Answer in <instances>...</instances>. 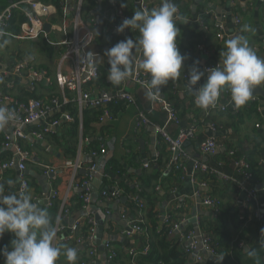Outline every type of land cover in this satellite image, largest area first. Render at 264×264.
Instances as JSON below:
<instances>
[{
	"label": "crops",
	"instance_id": "obj_1",
	"mask_svg": "<svg viewBox=\"0 0 264 264\" xmlns=\"http://www.w3.org/2000/svg\"><path fill=\"white\" fill-rule=\"evenodd\" d=\"M6 1L9 3V0ZM134 2L139 6L137 0ZM188 2L190 13L192 15V19L189 20L190 25L188 24L189 28L198 27L201 29V27H203L201 15L198 16V14L204 12L207 16V24L209 25L206 31L208 30L207 33L212 36V39L208 42L207 48H204L195 43L193 44V41L188 37L186 31L185 33H182L181 39L179 38L183 48L188 50L186 55L187 58L184 61V70L181 71V75L175 81L169 80L166 85L161 86V90L165 89L167 93H170L172 91L171 87L174 84L173 88H175L176 91L179 90V93H183L182 97L179 95L183 100L181 107H188L189 103L192 101L191 97L187 94L185 81L186 77L190 74V69L194 64V61L199 60L200 71H205L208 67H215V63L217 62L219 64L221 58L220 52L217 48L222 39H230L235 35L243 34L248 37L250 46L254 49L256 54L264 57V0H199V2L198 0H190ZM200 5H204L205 7L199 12L198 7ZM27 8L28 5H26V9ZM93 15L98 23V27L96 29V40L90 46V51L97 54L99 65L108 70L110 65L108 64V57L105 53L108 50L111 39L116 34V31L114 30L115 23H113L112 20L118 18L117 2L115 0H97V8ZM49 20L50 18L48 19V22L51 23ZM62 23L63 22L58 20V22L52 26L51 33H44L61 39L62 33L60 31V26ZM244 25H249L253 31L241 33L242 26ZM35 39L22 40L17 34L11 33L10 31H6V34L0 38V91L4 89L5 82L12 81L8 71L14 68L19 62L28 61V65L26 66L28 71H23L22 76H20L19 79L14 80L15 85L10 91V94L12 93L13 96L12 100H14V97L16 98V95H19L20 93L22 94L24 91H35V93L40 94L43 97L51 93L50 86L55 81L59 57L50 59L47 57V53H41L38 46L39 37L37 40ZM223 44L224 42H221V45ZM137 52L139 51L134 50V54H137ZM34 58L36 59L34 63L35 68H28ZM133 71L134 64L132 66V74ZM32 72L38 74L35 76H42L32 81L31 78L34 77L32 76ZM207 75L208 73L205 72V75L201 77L199 84L195 85V89H199V87L206 82ZM138 87L139 86L134 84L131 80H126L124 83V88L134 95L136 104H130L123 100L125 103L124 106L119 107L115 112V117L111 119V121H113L111 122V133L105 138L104 142L106 152L104 154L100 153L97 158H94V161L98 165V172L94 174L91 179L92 193L96 192L98 198L91 202L90 208L93 211L101 210L108 215L113 214L114 217L106 220L105 230L101 240L104 242L108 235L117 237L115 240L113 239L111 241L118 251V264H127L128 258L130 257V250L132 248H137L138 250L143 249L144 236L126 233L127 219L123 217V215L133 218V214L135 213L134 209H128L130 203L129 198L127 196H121L118 199L109 200L102 196V193L103 191L109 192L112 189L119 187L121 183H129L133 186L132 184L135 183L136 177L131 176V174L136 175L141 172L143 164L145 162L154 161L153 157L157 154L159 134L156 132V126L158 125L153 122L144 124L141 120L139 114L142 107L144 108L146 104H149L150 98L148 96L146 98L141 96L140 99H138ZM113 89L115 90L116 88H110L111 91ZM60 92L62 91L60 90ZM70 93L72 96L75 94L74 92ZM24 94L26 93H23L22 97ZM252 100L254 99H250L249 101ZM222 107L233 109L231 95L227 90L221 94V99L218 105L215 109H212L211 112V117L213 120L218 121L220 126V131L215 135L218 139V149L223 146V142L226 140L227 135H233V130L230 127H222L223 124L219 122V113L221 112ZM259 109L261 120L258 121L255 117L252 118L248 123L249 128L246 129V134L254 135L252 131L253 127L257 128L258 133H264V106L260 104ZM155 118L158 123L161 124V118ZM212 118L205 115L204 109L195 106L184 112L183 116H181V121L178 124L171 123L167 127V130L173 136L177 135L180 129H185L193 125H197V130L192 138L185 141V148L189 155L188 162H186L188 163L187 173L184 174L183 178L178 180L174 181V178H172L174 184L173 189H170L169 186H163L160 190H157L158 196L156 200V209L158 210V227L159 225H162L163 218L169 215L174 216L173 218H175V220H178L179 218L186 219L187 223H191L190 220L195 216L211 215L212 210L198 202V199H203L208 195L206 193L211 187L213 188V186H219L221 189L223 188V193L226 195L225 202L229 201L232 204H237L242 212L247 209V204L250 200L248 190L243 189L239 192H234L229 185L226 187L222 186L225 185L226 182L222 178L220 179V177L216 184L209 186V189L207 187L203 188L198 185V182L191 178L190 168L192 161L195 159H202L203 161L209 159L207 155L202 153L201 143L206 138L213 135L207 122V120ZM46 124V118L41 119L36 123L27 126L26 130H30L29 127L36 126L38 128H44ZM15 127L16 125L13 122L7 128L0 130V157L6 149L11 151L13 155L15 154L12 150L7 148L6 145L3 147L2 143L3 138H7L8 135H11ZM56 127L57 129L54 131L57 132L59 137H61L65 131V127L60 124ZM225 131H227V133H225ZM28 138L30 142L40 144L43 147V149H38L36 154L31 156L30 160L26 163V171L33 173L26 174L27 178H30L28 179V182L35 181V186H31L28 191L33 202H38V206L40 207L43 206V204L40 203V200L49 197L51 192L55 189L58 192L59 198L63 199L67 197L68 203L70 204L71 202L72 204L73 198L82 192V187L79 184V179L72 178V171L69 167H64V169L67 170L64 174L60 172V170L63 169L62 165L64 164L61 149L58 147L56 148L51 142L46 140L37 141L34 138ZM33 140H36V142ZM153 140L155 142L154 145ZM44 142H46V145H44ZM133 152L137 153L140 157L139 160L136 161V166L132 165L129 159V156L132 155ZM220 152L223 151L217 150L215 153ZM107 157L108 160L105 166H103L104 172L100 174L99 168H101L104 159ZM111 159H116L120 162L125 171L122 173L112 172L107 167V163ZM44 161L47 162V165L49 164L50 166L57 167L54 176H49L46 173L47 171L45 172L47 169L45 168L46 165ZM105 176H107L108 182L104 181ZM9 179L14 181L12 185L7 183ZM21 180L22 178L19 169L16 170L13 168V170L6 171L5 173L0 172V185L4 187V195L21 192ZM123 197H127L128 201L123 203L121 201V198ZM258 198L259 208L264 207V188L258 193ZM248 212L251 213V210H248ZM86 213L87 212L82 213L81 209L77 211L71 210L68 217H64L61 220L62 230L58 235V240L62 241L67 234H70V227L73 223L72 220H79L80 218L85 217ZM92 216L94 217L93 214ZM191 224L195 231L196 225L193 223ZM263 241L264 238L258 240L260 243ZM181 242L182 247H187L191 244L190 240L185 237L182 238ZM96 245L99 249V245ZM68 246L76 249V264H81V261L85 260V257L87 256L89 242H71L68 243ZM247 247L250 249V245H247ZM100 252L97 257L98 264H112L106 260L105 256L102 258L101 255L104 254V248L103 251ZM122 252L126 256L121 258L120 253Z\"/></svg>",
	"mask_w": 264,
	"mask_h": 264
},
{
	"label": "trees",
	"instance_id": "obj_2",
	"mask_svg": "<svg viewBox=\"0 0 264 264\" xmlns=\"http://www.w3.org/2000/svg\"><path fill=\"white\" fill-rule=\"evenodd\" d=\"M12 1L16 2L19 0ZM44 1L54 4L57 8L56 15L50 18L49 21L52 24H56L58 20L62 21L64 18L63 9L67 6V0ZM115 1L117 2L118 14L121 13L128 18H131L135 11L141 10L140 6L134 2L135 0ZM146 1L149 3V11L160 7L162 4V0ZM188 1L190 0H171V2L177 6L178 10L176 18L177 27L180 29V34L177 37L178 48L181 54L185 55H187L188 50L183 48L180 40L182 33H185V31L188 33V37L193 41V44L195 43L197 45L203 46L204 48H207L208 42H210L212 39V36L207 33L208 30L206 31L209 25L207 24V16L204 12L198 14V16L201 15L203 27H201V29L198 27L189 28V20L192 19V15L190 13ZM83 2L84 3L81 13L82 19L86 22H94L96 25V22L94 21L96 19L93 13L97 8V0H83ZM9 4L10 0L9 3H7L6 0H0V11L5 9ZM204 7V5H200L198 7V11L200 12ZM25 9L26 6L21 4L14 10L12 19L8 23L6 31H10L14 34H18L21 31L22 24L27 20L24 13ZM112 21L115 24L122 23L120 18H114ZM97 27L98 24L96 25V29ZM70 35V33L66 35L62 33V38L58 39L56 36H51L50 34H40L38 40L40 52L47 53V57L50 59L60 57L63 51V46L60 45L59 42ZM138 37V30L130 29L128 36H123L119 33H116L111 39L110 43L115 45L119 41L126 39L136 40ZM226 40L227 39H222L220 44H218L217 50L219 52L226 50ZM221 42H224V44L221 45ZM35 60V58L32 60V63L28 66V68H35ZM99 67V76L86 84V89L88 91H111L110 88L117 89L121 86L113 85L109 80H107L108 70L104 69L100 65ZM23 71L28 70L25 68ZM16 83L18 84L17 81ZM173 86L174 84L171 87L172 91L170 93H167L165 89L162 90L164 91L162 93L164 94V97L169 102H171L173 107L172 109L175 110V112L181 118L184 112L196 106L194 102L195 96L194 94L190 93L189 90H187V94L191 97L192 101L189 103L188 107H181L183 100L179 96V90L176 92V89L173 88ZM50 87L51 93L44 97L35 93V91H24L23 93L26 94H24L23 97V93L16 95V98L14 97L11 106H14L17 102H27L32 98L41 99L48 103V105H50L54 99L62 103L64 100V95L62 92H60L56 81H54ZM138 88V99H140L141 96L146 98L148 96V91L142 86H139ZM70 92L71 91L69 90L64 92L65 96L70 99V102L65 105V110L72 116V120L61 121L60 125L65 127V131L61 137L57 135V132L51 130L44 133V140L51 142L56 148L58 147L61 149L64 161L74 160L78 156L79 152L84 154L85 159L83 161V170L85 173L79 172L76 177L79 179V184L81 185V183L88 178L87 168L92 162H94V159L90 160L89 157H91L93 152L99 153L101 151L102 146H104L105 138L111 133V122H113L111 119L115 117V112L119 109V107L124 106L125 103L123 100H118L116 103L112 102L107 106V109L112 115L111 119H102L104 115L103 107H84L82 111H80L77 103L73 101L75 94L72 96ZM150 100L151 98L149 99V104H146L144 108L142 107V110H140L147 114L150 122L161 126L165 123L168 113L161 108H156L150 111ZM259 106V101L254 99L252 101H248V103L243 107L236 108L233 104V109L224 107V110H221L219 113V122L223 124L222 127H230L233 130V135L230 134L229 136H226V140L223 142V145L226 146V149L223 152L207 155L209 159L205 162H207L210 166L212 173L203 175V180L206 182L208 189L209 186L216 184L219 181V177L220 179L222 178L221 174L224 173L226 175L235 177L239 183L226 182V184L222 186L226 187L229 185L234 192H239L243 189L248 191L257 190V197L255 199H250L247 204V209L242 212L237 204H232L229 201L225 202L226 195L223 193V188L221 189L219 186H213V188L211 187L209 189L206 194L214 197L219 202L217 205L218 211L211 215H200L198 227L201 232L209 235L212 238L216 256L207 257L201 262L192 261L191 264H264V241L261 243L258 242L261 234L264 233V215L262 218L256 217V212L259 208L258 193L261 192V190L257 189V186L264 184V133H258L257 128L253 127L252 131L254 135H250L248 133L246 134V129L249 128L248 123L252 118L255 117L258 121L261 120ZM57 117H59V114L53 116V119ZM155 117L161 118V124L158 123ZM215 123L218 124V121H215ZM29 128L31 130L41 129L37 126ZM2 143L4 147L5 137L3 138ZM17 145L21 151L26 152L30 157L36 154L38 149H43L40 144L30 142L28 137L19 138L17 140ZM230 151H233L234 154H230ZM13 156V153L6 149V151L3 152L0 157V169L1 166L5 162L11 160ZM129 157L131 164L136 166V161H138L140 158L137 153L133 152ZM171 159L172 152L170 151L163 135L159 134L157 154L154 161L145 162L149 163V167H145L144 163L143 168H141V172L137 173L136 175L131 174V176L136 177L135 183L132 184L133 186H131L129 183H121L119 187H117L120 191V197L127 196L130 200L128 209H134L135 213L133 214V220H138L140 217L139 203L141 202L145 205V208L142 210L143 218L141 219L140 224L146 228L147 233L144 237L143 248L148 247V252L143 253V249L138 250L136 248L139 253L135 258L130 255L127 264H187L190 262L191 254L186 253V247H182L181 241L182 238H186L194 231L193 225L191 223H186L179 232L170 234L174 224H176L180 218L175 220V218H173L174 216L169 215V220H163L161 226L159 225L158 227L157 223V190H160V188L163 186H169L170 189H173L174 184L172 182V178H174V181L183 178V166L188 169V163H179V160L177 164L180 165V167L176 168L175 165L170 164ZM240 159H244L249 164L248 171L251 174L249 178H246L243 174L238 172L241 167L236 163ZM29 160L30 158L25 160V164ZM107 167L114 173H122L125 171L121 166V163L116 159H111L107 163ZM9 170H13V168L6 169L4 171L0 170V172L5 173ZM46 171L47 170H45V172ZM60 172L64 174V172H67V170L63 167ZM104 181L108 182L107 176L104 177ZM31 186H35V181L28 182V189L26 191L27 193ZM158 187L160 188L158 189ZM53 191L57 190L54 189ZM82 196V192L77 194L73 198L72 204L70 202V204L68 203L66 207L70 211L80 210L83 204ZM61 201L62 199L57 195L51 199L50 205L47 204L41 206L42 208L47 209L49 215L53 218V221H55V218L60 217L62 212ZM248 210H251V213H249ZM91 227L92 225L88 222L84 223V225L80 228V235L88 237ZM12 239H14V234L9 232L4 233L3 237L0 238V249L7 247L10 250ZM68 243L71 242H65L62 240L58 241L57 244L68 246ZM247 245H250V249L248 250L245 249V246ZM87 256L85 257V260L81 261V264L89 263V257ZM123 256L126 255L123 252L120 253V257L122 258ZM5 259L6 258L3 255H0V264H5ZM111 263L118 264V259L116 258ZM55 264H68L63 252Z\"/></svg>",
	"mask_w": 264,
	"mask_h": 264
},
{
	"label": "built area",
	"instance_id": "obj_3",
	"mask_svg": "<svg viewBox=\"0 0 264 264\" xmlns=\"http://www.w3.org/2000/svg\"><path fill=\"white\" fill-rule=\"evenodd\" d=\"M141 10H149V3L146 0H137ZM83 0H71L70 4L67 1V6L64 7V17L67 18L62 25L60 26L61 32H67L68 26L70 27V36L63 39L59 42L60 45L63 46L62 54L59 57L58 68L55 75V81L63 92L64 100L60 103L58 100L54 99L50 105L44 102L41 99L32 98L27 102H17L14 106H11L12 95L10 91L15 85L14 80L19 79L22 76L23 70L28 65V61L19 62L14 68L9 70V76L12 78L11 82H5V87L2 91H0V106L7 107L10 111H12L16 116L17 120L14 121L16 125L14 131L11 135H8L5 138V145L7 148L13 146V152L15 153L11 160L5 162L1 166V171L6 169L15 168L17 164L18 169L20 170L21 180V191H27L28 189V178L25 174L26 164L25 160L31 158L26 152L21 151L17 145V140L19 138L31 137L36 139L37 141L44 140V133L53 130L56 126H59L62 120L71 121L72 116L65 110V105L70 102V99L65 96L64 92L69 90L75 93V101L78 105L80 111L84 107H103L104 115L102 119H111V114L107 109V106L112 102L116 103L118 100H125L130 104H136V100L133 94L128 92L124 88V83L126 80H132L136 85L144 87L148 92L150 90V74L141 71L138 67L139 60L141 59V53L138 52L134 54V71L133 74L127 78L125 81L121 83V86L113 91H99V92H90L86 89V84L93 79L97 78L100 74V67L97 62V54L90 51V46L94 43L96 38V22H86L82 19L81 13L83 8ZM24 4L28 5V8L24 10L25 16L27 20L22 24L21 31L17 34V36L22 40H30L35 39L40 36V34L44 33V25L48 22L49 18H52L57 13V8L52 3H47L44 0H19L16 2H11L5 9L0 11V38L6 34V29L8 23L12 19L14 10ZM118 18H120L123 22L127 16L118 14ZM69 19V20H68ZM55 24H52V26ZM120 25L118 23L114 24V30L116 31L117 26ZM130 28H125L123 32L119 34L123 36H128ZM134 30V29H132ZM116 33H118L116 31ZM114 46V44L109 43L108 49ZM69 64V69H68ZM218 65V62L215 63V66ZM211 67H208L210 69ZM32 76L38 75L36 72H32ZM189 75L186 77V90L189 89L188 84ZM199 84V81L198 83ZM195 87V86H193ZM177 92V91H176ZM161 108L167 111V119L163 125L156 126V132L160 135H163L165 141L168 144L170 151L172 152V165H175L176 168H179L180 165L177 164L178 160L180 162H187L189 159V155L185 148V141L189 138H192L197 130L196 126H190L185 129H180L177 135L173 136L167 130V127L171 123L178 124L181 121L179 115L173 110L171 102H169L164 94L161 92L155 96V98H151V108L150 111ZM212 109L209 108L205 110V115L211 118ZM221 110H224L222 107ZM62 111V112H61ZM56 114H59V117L54 118ZM141 120L144 124L149 123V119L147 114L143 111L140 112ZM47 120V124L44 128L40 130H26V127L36 123L41 119ZM209 128L212 136L206 138L201 143V151L204 155L215 154V152L219 148L218 139L215 135L220 131V126L215 123L214 120H207ZM224 146V145H223ZM226 147V146H225ZM106 152L105 146H102V149L99 153H92L89 159L93 160L95 157L97 158L100 153L104 154ZM230 154H234L233 151H230ZM85 156L79 152L78 156L74 160H66L64 161L63 167L71 169L72 178L75 179L78 173L83 169V161ZM241 167L238 170L239 173L243 174L246 178H249L251 174L248 171L249 164L244 160L240 159L236 163ZM145 167H149V163L144 164ZM47 174L55 173L57 167L46 165ZM88 169V178L85 179L81 183L82 187V199L83 204L81 206L82 212H87L85 217L80 218L79 220H75L70 227V234L66 235L63 238L65 242H89V250L88 264H98V254L99 249L95 243L96 231H97V223L95 217L92 214L88 213V208L92 202V188H91V179L93 175L98 172V165L94 161L92 162ZM184 174L187 173L188 169L183 166ZM207 173H212V170L207 162L202 159H195L191 164V178H193L200 187L206 188L207 184L203 180V175ZM222 179L225 182H234L239 183V181L233 177L226 174H221ZM160 187H158L159 189ZM58 195L57 191H52V194L48 197V205H50L51 199ZM102 196L106 199L114 200L115 198H120V191L118 188H114L111 191H103ZM250 199H255L257 197V190L249 191ZM115 197V198H114ZM137 198V197H136ZM201 204L209 207L212 210V214L218 211L217 205L219 202L212 196L206 195L203 199H201ZM68 205L67 197L63 198L61 201L62 212L59 217V224H56L57 228V238L62 230L61 220L64 217H68L70 210L66 207ZM140 211H139V219L133 220L129 216L123 215L127 219V234H139L145 237L146 228L143 227L140 222L143 218L142 210L145 208L144 203H139ZM264 215V207L258 208L256 212V217L262 218ZM163 220H169V216L163 218ZM197 226H199V217L196 216ZM88 222L92 225L90 229V234L88 237H84L80 235V228L84 225V223ZM187 223L186 219L180 218L179 221L174 224V227L170 231V234L174 232H179L181 228L184 226L183 224ZM199 229V227H198ZM199 234L196 235V230L193 231L186 238L191 240V244L186 247L187 254H195L194 262L204 261L207 257H215L216 252L213 247L212 238L209 235L202 233L199 229ZM264 238V233L261 234L260 239ZM57 241H59L57 239ZM143 253L148 252V247H144L142 250ZM101 253V252H100ZM138 250L136 248H132L130 250V255L135 258L138 254ZM104 254L106 260L108 262L114 261L118 257V251L113 245L112 241L104 242Z\"/></svg>",
	"mask_w": 264,
	"mask_h": 264
},
{
	"label": "clouds",
	"instance_id": "obj_4",
	"mask_svg": "<svg viewBox=\"0 0 264 264\" xmlns=\"http://www.w3.org/2000/svg\"><path fill=\"white\" fill-rule=\"evenodd\" d=\"M177 11L171 0H162L160 7L137 10L117 26L118 33L125 28L136 29L139 37L119 41L106 51L110 65L107 79L113 85H120L132 75L134 50L141 53L139 69L151 76L150 98H155L169 80L175 81L181 75L187 57L181 54L177 44L180 34ZM251 31L249 25L242 26L241 33ZM225 49L220 52L221 60L215 67L200 71L197 60L190 69L188 90L201 109L215 108L225 90L230 92L236 108L243 107L256 87L264 86V57L256 54L247 36L239 34L227 39ZM205 72L208 73L206 82L195 89L193 86ZM16 120L12 111L0 106V130ZM7 183L12 185L14 181L9 179ZM56 224L59 217L53 221L47 209L33 202L27 192L4 195V187L0 185V237L6 232L14 234L11 249H0V255L6 258L5 264H55L62 252L68 264H76V249L57 244Z\"/></svg>",
	"mask_w": 264,
	"mask_h": 264
},
{
	"label": "water",
	"instance_id": "obj_5",
	"mask_svg": "<svg viewBox=\"0 0 264 264\" xmlns=\"http://www.w3.org/2000/svg\"><path fill=\"white\" fill-rule=\"evenodd\" d=\"M200 1H201V0H200ZM11 2H12V0L10 1V3H11ZM70 2H71V0H68V3H69V4H70ZM198 2H199V0H198ZM138 4H139V3H138ZM44 31L47 32V33H51V31H52V24L49 23V22H46L45 25H44ZM37 39H38V38H36L35 40H37ZM41 76H42V75H40V76H34V77L31 78V80L34 81L35 79H38V77H41ZM131 81H132V80H131ZM132 82H133V81H132ZM133 83H134V82H133ZM134 84H135V83H134ZM179 95L182 97V96H183V93L181 92V93H179ZM251 99H257V100L260 102V104H261L262 106H264V86H257L256 89H255L254 92H253V95H252ZM55 129H57V127H55L54 130H55ZM229 131H230V130H229ZM223 132H224V131H223ZM225 133H227V131H225ZM33 141L36 142V140H33ZM154 144H155V142H154V140H153V145H154ZM44 145H46V142H44ZM9 149H10V150H11V149L13 150V146L9 147ZM225 149H226V147H225V146H222V147H221L220 149H218V150H219V151H224ZM155 158H156V155L153 157V159H155ZM107 160H108V157L104 159V161H103V163H102V165H101V168H99V170H100L99 173H100V174H102V173L104 172V168H103V166H105ZM44 163H45V165H47V162L44 161ZM15 169L18 170L17 164L15 165ZM190 170H191V168H190ZM81 172H82V173H85L84 170H82ZM28 173H32V172L25 171V174H28ZM32 174H33V173H32ZM48 175H49V176H54L55 173H49ZM263 188H264V184H260V185L257 186V189H258V190H261V189H263ZM97 198H98V195L96 194V192H95V193H92V201H93V200H96ZM121 201H122L123 203L127 202V197H123V198H121ZM96 202H97V201H96ZM198 202L201 203V199H198ZM40 203L43 204V205H47V204H48V197H46V198L40 200ZM82 213H83V212H82ZM88 213L93 214L94 217H95V220H96V223H97V231H96L95 243L99 245V250H100V251H103V248H104L103 243H104L105 241H107V240H108V241H111V240H113V239L115 240V239L117 238L116 236L108 235L107 238H106V240H104V242H102V240H101V238H102V236H103V232H104V230H105V222H106L107 219L114 218V217H113V214H109V215H108V214H106L105 212H103V211H101V210L93 211L90 207L88 208ZM117 217H119V216H117ZM74 221H75V220H72V222H74ZM190 222L196 225L195 230H196V235H198L200 232H199V229H198V226H197L196 216H195L193 219H191ZM2 237H3V236H2ZM2 237H0V238H2ZM190 242H191V240H190ZM245 249L247 250L248 247L245 246ZM100 255H101V254H100ZM100 255H99V256H100ZM101 256H102V258H104L105 254H102ZM194 259H195V254H192L191 257H190V262H188L187 264H191V262L194 261Z\"/></svg>",
	"mask_w": 264,
	"mask_h": 264
},
{
	"label": "rangeland",
	"instance_id": "obj_6",
	"mask_svg": "<svg viewBox=\"0 0 264 264\" xmlns=\"http://www.w3.org/2000/svg\"><path fill=\"white\" fill-rule=\"evenodd\" d=\"M65 20H67V18L66 17H64L63 18V20L61 21V22H64ZM69 20V19H68ZM64 35H66V34H68V33H70V27L68 26V30H67V32H62ZM65 39V38H64Z\"/></svg>",
	"mask_w": 264,
	"mask_h": 264
}]
</instances>
